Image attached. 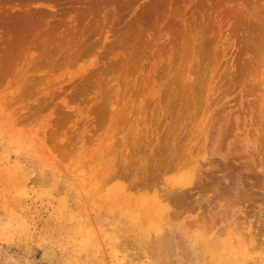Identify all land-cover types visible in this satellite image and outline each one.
Returning <instances> with one entry per match:
<instances>
[{
    "label": "rangeland",
    "instance_id": "rangeland-1",
    "mask_svg": "<svg viewBox=\"0 0 264 264\" xmlns=\"http://www.w3.org/2000/svg\"><path fill=\"white\" fill-rule=\"evenodd\" d=\"M0 264H264V0H0Z\"/></svg>",
    "mask_w": 264,
    "mask_h": 264
},
{
    "label": "bare ground",
    "instance_id": "bare-ground-1",
    "mask_svg": "<svg viewBox=\"0 0 264 264\" xmlns=\"http://www.w3.org/2000/svg\"><path fill=\"white\" fill-rule=\"evenodd\" d=\"M114 165H115V164H114ZM113 173H114V172H113ZM117 174H118V173H117ZM109 177H110V176H109ZM109 177H108V178H109ZM115 177H116V176H115ZM119 177H120V176H119ZM122 180H123V179H122ZM122 182L124 183V181H122ZM131 182H132V181H131ZM132 183H133V182H132ZM134 184H135V183H134ZM123 187H124V186H122V188H123ZM129 187H130V185H129ZM125 188H126V187H125ZM114 189H115V188H114ZM116 189H117V188H116ZM116 189H115V190H116ZM117 190H118V189H117ZM113 191H114V190H113ZM115 192H118V193H119V191H114V193H115ZM156 193L158 194V191H157ZM155 195H156V194H155ZM159 196H160V195H159ZM159 196H158V197L155 196V198H159ZM154 200H155V199H154ZM141 203H142V202H141ZM143 204H145V203H143ZM143 204H142V205H143ZM142 205H140V206H142ZM153 205H154V204H153ZM139 209H140V208H139ZM158 210H159V208H158ZM159 212H160V211H159ZM140 213H141V212H140ZM161 213H162V212H161ZM161 213H160V214H161ZM162 214H163V213H162ZM153 217H154V216H153ZM158 217H159V216H158ZM152 220H153V219H152ZM155 220H156V219H155ZM148 221H149V220H148ZM154 225H155V224H154ZM154 225L152 224V226H154ZM150 227H151V226H150Z\"/></svg>",
    "mask_w": 264,
    "mask_h": 264
}]
</instances>
